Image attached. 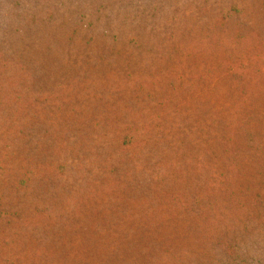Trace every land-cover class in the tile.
Returning <instances> with one entry per match:
<instances>
[{
	"label": "trees",
	"instance_id": "obj_1",
	"mask_svg": "<svg viewBox=\"0 0 264 264\" xmlns=\"http://www.w3.org/2000/svg\"><path fill=\"white\" fill-rule=\"evenodd\" d=\"M5 1L0 0V36L5 34L2 37L5 40H1L4 46L9 48L7 33L10 30L21 38L30 23L33 26L41 23L38 33L53 34V28L42 26V23H50L54 27L53 8L42 5L48 0H12L9 6ZM53 1L58 9L70 2ZM79 1L94 4L89 5L91 9H81L78 19L64 17L60 20L63 25L54 27L65 44H55L56 53H60L58 58L41 39L26 43L25 49L21 45L14 52L0 45V71L7 72L0 86V264H182L186 239L199 242L205 236L210 238L218 228L214 226L222 216L217 212L218 206L230 205L236 209L239 205L244 209L243 199L236 191L240 186L247 187L248 183L239 185L235 180L239 166L234 160L240 152L233 145L264 161V126L257 130L253 126L261 121L253 105L264 103V0H240L242 4L237 0H137L142 11H136L133 16L125 11L121 17L132 20L141 28V33L113 29L109 5L102 3L103 0ZM35 2L39 17L25 11ZM91 14L97 21L104 16L108 21L98 25L90 18ZM162 18L165 22L159 21ZM140 19L145 20L137 23ZM145 23H148L146 29ZM126 25L130 28L132 24ZM80 31L83 33L79 34ZM142 35L150 37L155 46L142 39ZM76 36L88 51L74 53L64 48L77 42ZM101 40H105L104 45ZM97 44L103 47L98 52ZM39 51H42V63L33 66L29 56L36 54L38 63ZM78 54L80 60H90L91 66L87 69L93 68V63L103 64L111 59L113 64L104 72L93 71L92 75H83L82 71L76 75L72 69H67L64 78L68 74V81L59 78L61 65H66L74 55L78 58ZM152 60L160 65L153 68ZM139 61L146 72L144 67H139ZM41 67L46 68L48 85L38 84L43 91L39 88L31 91V79L36 80ZM117 67L123 69L121 73ZM219 74L229 78L225 88L230 91L232 102L219 121V129L204 137L206 145L214 142L209 157L186 156L178 163L179 157L168 152L154 160L153 167L149 168L134 156V150L128 151L126 144L134 132L139 135L137 146L155 145L152 136L160 128L165 129L160 115L166 112L150 111L140 104L135 112L140 116L144 110L146 121L134 125L129 118H124L120 122V113L125 111L130 115L133 108L124 101L113 103L108 90L131 92L132 97L141 99L151 88H166L169 92L164 95L165 99L154 101L155 105L164 107L166 100L175 94H180L185 103L190 102L191 94L210 97L212 79ZM112 75L118 78L111 85ZM96 91L106 92L98 96L105 98L96 102L102 103L101 110L77 102V96L94 97ZM61 103H68L65 108L73 125L78 121L90 129L102 124H122V127L112 130L103 126L94 134L97 140L92 144H87L83 136L69 141L63 136L68 127L59 124L61 115L57 110ZM203 121L212 122L207 116ZM117 130L122 132L116 147L121 156L115 162L117 167L121 166V171L111 166L107 169L105 183L95 186L86 182V188L82 187L81 174L76 181V173L87 168L82 161L83 154L77 156L72 151L91 150L100 146L98 140L108 146L111 139H119ZM181 130L189 131V127L168 129L166 138L170 145L178 141L177 132ZM56 131L62 134L60 142L47 140L48 136L56 137ZM60 150L72 153L60 159L51 156L58 155ZM97 153L103 155V150ZM106 155L112 157L110 150ZM167 166L175 167V172L184 175L203 171L202 186L192 194L184 190H158V184L173 178L174 171H168ZM100 168L106 169L104 165ZM259 169L255 171L257 176L262 173ZM68 171H72L75 178L68 180ZM144 171L147 172L144 182L151 195L142 198H146L145 203L159 198L158 206L165 214L158 219L134 221L129 208L125 213L113 210V214L126 218L119 220L121 224L108 221L101 199L113 191L110 185H123ZM73 192H77L78 197ZM78 192L83 195L79 196ZM46 193L50 195L49 201L45 200ZM124 201L126 205L141 203L129 198ZM209 204L212 211L208 210ZM148 205L151 212L155 206ZM27 210L30 215H25ZM224 210L231 213L230 208Z\"/></svg>",
	"mask_w": 264,
	"mask_h": 264
},
{
	"label": "rangeland",
	"instance_id": "obj_2",
	"mask_svg": "<svg viewBox=\"0 0 264 264\" xmlns=\"http://www.w3.org/2000/svg\"><path fill=\"white\" fill-rule=\"evenodd\" d=\"M5 1V0H4ZM124 2H119L118 0H103L102 3H108L109 5V20H111L112 28L115 30L119 29L122 31H130L131 33H141V28L132 20L126 21L122 19V12L129 13L130 16L135 15L136 11H142L139 4H137V0H123ZM239 3L242 4L240 0H237ZM12 0H6L5 5H11ZM36 4H32L29 10L33 13L38 14L39 8ZM94 4L93 1L81 2L79 0H70V2L64 7L63 9H58L55 7L53 0H48L46 2H42L43 7L45 5H49L53 8L54 11V27H58L63 25L60 22L64 17H72V20L78 19L81 9H91L89 5ZM121 5V6H120ZM124 6V7H122ZM42 8V7H41ZM40 8V10H41ZM24 11V12H25ZM22 18V16H20ZM39 17V14L37 15ZM43 18V16H40ZM90 18L93 19L98 23V25H103L104 22L108 21L107 18L104 16L100 18L98 21L96 17L91 14ZM146 19V18H145ZM145 19H140L137 23L144 21ZM24 20V19H19ZM137 20V19H134ZM159 21L165 22V18L160 19ZM132 24L129 28V25ZM148 23H145L143 26L146 29ZM50 26L53 28V34L47 35V33L42 32L38 33L40 30L41 23H32L29 24V27H26V31L22 33L21 38L13 34L10 30L7 33V38H9V48L4 46L1 43L2 37L0 36V45L12 49L14 52L17 47L21 45L26 46V43H36L37 39H41L43 44H47L48 50H51L55 53L56 57L60 53H56L55 44L58 43L60 45H64L63 37L61 34H56V29L50 23H42V26ZM67 25V24H64ZM33 26V27H32ZM83 33L82 31L79 34ZM46 36H49L51 39H47ZM45 39V40H44ZM54 39V40H52ZM142 39L149 40L150 37H146L142 35ZM3 39L2 41H4ZM79 40V41H78ZM52 41V42H50ZM75 43L69 45L68 47H64L68 50V52L78 53L80 50L88 51L87 47H84L82 40L79 36H76ZM101 42L105 43V40H101ZM152 45L155 46V43L151 42ZM6 45V44H5ZM96 46V52H98L101 47L100 45ZM12 47V48H11ZM43 47V46H42ZM47 47H45L46 49ZM23 49V50H24ZM55 50V51H54ZM41 52L39 51L38 63H37V55L32 54L29 56V59H33V66L41 65ZM45 52V51H43ZM87 54V53H86ZM85 54V55H86ZM33 57V58H32ZM76 58L75 60H72ZM141 60V59H140ZM137 62V61H136ZM139 67L142 66L141 62L139 61ZM50 66L51 61L49 62ZM113 64V59L104 62L103 64L93 63V68L87 69L88 66H91V62L88 59L80 60L79 54L78 58L74 55L66 65H61V73L58 74L59 78H64V74L67 73V69H72V72H75L77 75L78 72H81L83 75H92L94 74L93 71H97V73H101L106 71L111 65ZM160 65L158 61H151L150 66L153 68ZM119 73L123 70L120 67H117ZM146 68L144 67V72H146ZM46 68L41 67L36 74V80L31 79L30 82V89L31 91H36L38 88L40 91L42 86H37L38 84H42L44 86L48 85V80L45 78ZM7 75V72L0 71V86L3 83V76ZM56 76V77H58ZM68 74L67 77L64 79L68 81ZM117 76H110L109 83L112 85L116 83ZM229 78L227 76L216 75L212 79V87L210 92V97H199L200 95L191 94L190 102L185 103L181 101L180 94L172 95L168 100L165 102L164 107H160L159 105H155V99L163 98L165 99L164 95L169 91L166 88L159 90L158 87H154L149 89V94L144 95L142 94V98L139 97H132L131 92H109L113 90H108L107 93L113 101V103H120L122 101L130 104L133 108V111L130 115L125 111L120 113V117L118 120L122 122L124 118H129L130 121L134 125H139L148 119L146 112L142 110V114L139 116L135 109L138 105L143 104L144 107H149L150 111L159 112L163 110L166 112L163 115H160L164 118L165 129L160 128L158 133H154L152 137H154L156 143L155 145L151 144H144L142 146H137V138L139 135L134 132L132 134V138L129 140L130 142L126 144L129 146L128 151L134 150V156L138 157L143 163H146L147 166L153 167V161L163 158L168 152L171 153L172 156H177L178 163H182L187 157H195L196 155L200 154L202 156L209 157L210 150L213 148V141L210 144L206 145L204 143V137L207 134H212L213 132L219 129V121H221L222 117H225L227 113L228 104L232 102L231 93L228 89L225 88V83H228ZM121 82L119 83V85ZM125 84V83H124ZM85 89H88L87 86H84ZM128 91V90H127ZM105 91H96L94 97H82L77 96L76 100L78 103L88 104L94 106V108L101 110L102 103L96 104L97 100H103V98H98V96L105 95ZM46 94V92H45ZM68 103H61L58 104L59 109L57 113L61 116L58 117L59 124L63 125L64 127H68V129L63 133L64 137H67L69 141H73L74 139L78 138V136H83L86 139L87 144L95 143L97 138L94 136L95 133H98L99 130L103 126H108L112 130L116 129L117 126L122 127V124H115V125H104L96 126V128L90 129L88 125H84L80 122L71 123L69 111L65 108ZM179 106L177 109L175 107ZM253 108H256L255 112L257 113L258 118L261 119L258 125H253L254 128L257 130L264 126V103L260 104L258 102L254 103ZM252 110V109H251ZM207 116L212 122H204L203 118ZM70 120V121H69ZM175 126H185L189 127V131H178V141L174 145H170L166 135L168 129L175 127ZM215 126V127H214ZM119 134V139H111L109 141L110 145H106L103 141L98 140L97 144L91 150H84L80 152L79 149H75L74 152L77 156H81L82 154V161L84 162L87 170H83L82 168L77 170L76 173V181L78 174H81L80 181L81 186H85L86 182L91 183V185L100 186L101 184L105 183V180L108 175L106 174L107 169L111 168V166L116 167L119 171H121V166H116V158L120 157V153L116 151V147L120 140V132L117 130ZM91 135V136H90ZM62 134L58 135L56 131V137L48 136L47 140H51L53 142H60ZM186 144V145H185ZM233 148L237 150L238 153L237 157H235L234 162L239 166L238 171L236 172L235 180L239 182V185H243L248 183L247 187L238 188L236 191L237 195L243 199L244 209H240V206L237 205L238 208L234 209L230 205H223L221 207H217V212L221 213V217L219 221L214 223L216 226V230H213L211 237H204L199 242L192 240L191 238H187V246L182 254V264H264V161H260L257 158H254V154L249 153L246 150L241 149L240 146L233 145ZM103 150V155L98 154L100 150ZM107 150L112 153L111 158H107L106 155ZM127 151V152H128ZM69 151H62L60 150L58 155H51L54 158H63L66 157ZM127 153H125L126 155ZM234 158V156H233ZM104 161L108 163L104 164ZM129 164V163H128ZM101 165H104L106 169L100 168ZM261 169H259V168ZM168 171H174L172 175V181L166 180L162 183L158 184V190L161 188H166L171 191H179L184 190L187 194H192L195 189L202 186V179H203V171L200 172H191L190 174H182L181 172H175V167H166ZM160 170L161 168H157ZM259 169L262 171L261 174L258 176L255 174V171ZM117 174V172H114ZM147 172L144 171L143 174L134 175L131 179L127 182H124L123 185L119 184H111L113 186L112 192H107L105 196L101 199L103 206H105V215L108 221H118L125 220L126 218L124 215L113 214V210H116L120 213H125L126 210L129 208L131 215L133 218L131 220L139 221L148 220V219H158L160 216L165 214L164 209L158 206L160 202L159 198H152L149 202L151 205H154L155 208L149 212L148 204L145 203L144 199L142 198L143 195H151L149 193V188L147 184H145L144 179L146 178ZM135 176H138V180H135ZM75 178L72 171H68V180ZM132 180V181H131ZM175 181V182H173ZM157 184V183H156ZM84 188V189H85ZM146 188V189H144ZM83 189V188H82ZM82 191V190H81ZM77 196V192H73ZM83 192H78L80 196ZM45 200L49 201L50 195L46 193ZM83 195V194H82ZM253 196V199L250 198ZM78 197V196H77ZM131 197V198H130ZM132 199L136 200L137 202H141L139 204H132L126 205L125 199ZM131 201V202H132ZM48 205V202L45 203ZM246 205V207H245ZM224 208H230L231 213L225 212ZM208 210H211V204L208 205ZM25 215H30L29 211L25 212ZM121 216V217H120ZM95 218L99 216L94 215ZM121 224V223H120ZM213 226V225H212ZM213 226V227H214Z\"/></svg>",
	"mask_w": 264,
	"mask_h": 264
}]
</instances>
